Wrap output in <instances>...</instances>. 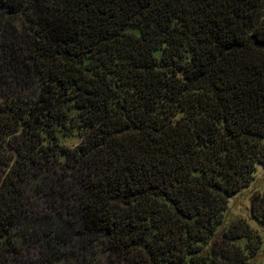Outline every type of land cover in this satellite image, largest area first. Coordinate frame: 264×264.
<instances>
[{
	"label": "trees",
	"instance_id": "16d2710c",
	"mask_svg": "<svg viewBox=\"0 0 264 264\" xmlns=\"http://www.w3.org/2000/svg\"><path fill=\"white\" fill-rule=\"evenodd\" d=\"M264 0H0V264H260Z\"/></svg>",
	"mask_w": 264,
	"mask_h": 264
},
{
	"label": "rangeland",
	"instance_id": "374dc122",
	"mask_svg": "<svg viewBox=\"0 0 264 264\" xmlns=\"http://www.w3.org/2000/svg\"><path fill=\"white\" fill-rule=\"evenodd\" d=\"M254 174V180L251 182V184L247 187H244L230 199L229 208L226 213L227 219L236 215L248 217L250 195L256 190H264V166L257 164ZM252 224L257 227L262 235L263 243L257 260L260 264H264V226L258 225L254 221H252Z\"/></svg>",
	"mask_w": 264,
	"mask_h": 264
}]
</instances>
